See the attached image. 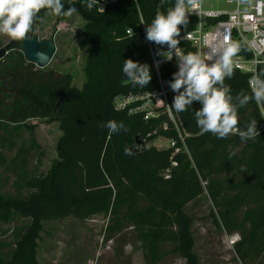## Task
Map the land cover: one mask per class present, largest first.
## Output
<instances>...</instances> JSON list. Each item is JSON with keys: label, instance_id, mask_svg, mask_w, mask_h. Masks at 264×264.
<instances>
[{"label": "trees", "instance_id": "1", "mask_svg": "<svg viewBox=\"0 0 264 264\" xmlns=\"http://www.w3.org/2000/svg\"><path fill=\"white\" fill-rule=\"evenodd\" d=\"M62 3L65 9L75 7L84 22L81 45L89 49L81 89L72 86L70 75L27 63L19 42L0 61V167L7 161L2 151L13 152L9 163L16 188L15 195L0 191V228L15 217L27 220L14 229L11 250L0 257V264H39L36 249L42 223L69 217L85 221L98 215L107 219L105 242L124 230L133 231L143 264H159L169 255L184 264H200L193 252L192 220L184 209L203 194L210 201L214 226L239 236L233 248L240 262L264 264V130L245 143L238 133L218 140L200 132L192 110L172 111L173 120L159 111L145 121L143 113L130 115L113 106L117 96L157 87L154 62L160 58L155 56L156 46L144 39L141 22L150 23L158 8L167 11L174 0H114L102 12L84 0ZM39 16L47 17L44 10ZM189 18L186 31L195 25ZM40 19L29 37L36 35ZM180 46L184 52L193 51L186 41ZM238 54L250 58L243 46ZM126 59L149 65L152 79L145 88L121 86ZM158 70L170 79L174 62L159 64ZM250 76L234 68L232 79L225 81L233 96L250 94ZM30 119L58 122L63 133L56 147L58 160L46 176L36 175L43 153L34 127L26 123ZM252 119L258 130L262 120L254 102L239 109L238 124L243 127ZM108 121L123 123L128 131L110 134L101 127ZM23 131L28 139L18 145ZM136 138L145 146L136 148ZM157 138L173 141L174 147L146 146ZM126 147L132 155L124 154ZM31 153L36 165L29 173Z\"/></svg>", "mask_w": 264, "mask_h": 264}, {"label": "clouds", "instance_id": "2", "mask_svg": "<svg viewBox=\"0 0 264 264\" xmlns=\"http://www.w3.org/2000/svg\"><path fill=\"white\" fill-rule=\"evenodd\" d=\"M84 2L89 8L102 12L98 7L99 0ZM195 7H198L197 0H174L167 11L158 8L150 23L141 22L145 25L144 39L156 46L155 56L163 62H174L175 70L166 82L173 93L168 107L175 113L192 110L202 134L209 133L224 140L229 134L238 133L241 143L254 140L259 136L257 120L252 119L241 127L238 111L250 102L264 106V59L252 61L256 67L249 77L250 94L240 92L233 96L231 86L225 81L233 77L234 58L241 51V43L233 40L227 30L205 33L203 44L206 51H182V42L193 37V33L186 29L190 23L189 9ZM41 10L45 16L71 17L77 13L75 7L65 9L62 0H0V35L12 41H24L33 31L35 21L40 19ZM213 14L206 13L208 16ZM237 15L245 22H255L257 17L264 15V0H237L234 17ZM259 45H264V40L259 41ZM256 48L253 38L245 50ZM160 60L156 61L157 65ZM121 73L125 84L139 88H145L152 79L149 65L133 59L123 60ZM194 104L199 107L194 109ZM101 127H106L110 134L128 131L123 123L115 121H108ZM124 154L132 155L133 152L126 147ZM232 155L234 153L230 152L229 159Z\"/></svg>", "mask_w": 264, "mask_h": 264}, {"label": "rangeland", "instance_id": "3", "mask_svg": "<svg viewBox=\"0 0 264 264\" xmlns=\"http://www.w3.org/2000/svg\"><path fill=\"white\" fill-rule=\"evenodd\" d=\"M211 4L214 9L228 8L223 2ZM83 26V20L73 14L71 17L61 16L59 19L57 16L48 15L40 19L39 25L35 27L36 35L43 38H48L54 28L58 29L55 35L56 52L50 63L41 70L70 75L72 86L78 89H81L86 81L83 69L89 49L81 45ZM9 41L10 38L0 35V45ZM34 67L38 68L35 65ZM26 123L34 127V139L43 153L36 175L46 176L53 163L58 160L56 147L63 133L58 122L30 119ZM21 139L26 141L28 134L24 131L20 134L18 145ZM146 146L166 149L168 141L157 138ZM2 153L7 161L0 167V191L5 195H15V177L11 173L9 163L14 153L8 151ZM35 159V155L31 153L29 173L36 165ZM26 192L23 190L22 194ZM211 210L206 194L189 203L184 209L192 220L193 252L200 264H236L231 250L226 245L228 243L226 237L231 235H226L223 230L214 226L209 215ZM25 223L27 220L15 217L10 224L0 228V257L11 250L14 229ZM106 224L107 219L102 215L85 221L69 217L42 223V232L37 240V262L39 264H143L139 243L133 231L124 230L112 240L105 242L102 233ZM159 264H184V261L176 255H169Z\"/></svg>", "mask_w": 264, "mask_h": 264}, {"label": "built area", "instance_id": "4", "mask_svg": "<svg viewBox=\"0 0 264 264\" xmlns=\"http://www.w3.org/2000/svg\"><path fill=\"white\" fill-rule=\"evenodd\" d=\"M114 0H99L98 7L102 10ZM212 2H223L228 8H212ZM237 0H197L198 7L190 8V17L195 20L194 28L188 32L193 33L191 40L185 39L186 43L195 51H206L204 49L203 39L205 33H217L219 31L227 30L233 40L241 43L245 49L250 45L253 38H255L257 48L253 51H248L250 58H245L238 54L234 58V68L241 72L252 75L253 69L256 67L252 63L253 59H264V45H259V41L264 40V15L257 17L256 21H243V17L235 15ZM207 12L214 13L211 16L206 15ZM255 26L252 27V24ZM129 34V32H126ZM4 45H0V48ZM184 51V50H182ZM8 54V52H7ZM166 63L160 60L159 64ZM158 64V65H159ZM158 65L154 62L155 74L157 79V87L151 91L142 94L129 93L123 96H117L113 101V106L117 110H127L128 114L143 113L144 120L156 118L158 112H164L171 120H173V112L168 107L171 105V97L173 93L167 87L168 78L162 77L158 70ZM247 86L250 91L249 79ZM160 101L157 102L156 100ZM261 116V124L258 126V131L264 130V106L258 105ZM168 141V147H174L173 141ZM177 152V150H176ZM226 243L228 249L231 250L236 264H242L234 252V245L239 241V236H227Z\"/></svg>", "mask_w": 264, "mask_h": 264}, {"label": "water", "instance_id": "5", "mask_svg": "<svg viewBox=\"0 0 264 264\" xmlns=\"http://www.w3.org/2000/svg\"><path fill=\"white\" fill-rule=\"evenodd\" d=\"M56 29H53L48 40H39L37 35H33L25 39L24 41H12L10 40L4 47L0 48V61L7 55V52L11 50L14 45L19 42L21 47V53L24 57V60L27 63L33 64L39 69L46 67L55 54V45L53 40V34ZM39 46H44V50H40ZM39 54V55H38ZM130 84H125L124 80L121 81V86H129ZM135 147L139 148L144 147V142L135 139Z\"/></svg>", "mask_w": 264, "mask_h": 264}, {"label": "flooded vegetation", "instance_id": "6", "mask_svg": "<svg viewBox=\"0 0 264 264\" xmlns=\"http://www.w3.org/2000/svg\"><path fill=\"white\" fill-rule=\"evenodd\" d=\"M54 29H56V28H54ZM53 31V30H52ZM52 31H51V33H52ZM58 32V29H56V31H55V33L53 34V40H54V45H55V35H56V33ZM51 33H50V35H51ZM50 35H49V37H50ZM37 37H38V39L39 40H48L49 39V37L48 38H43V37H39L38 35H37ZM6 44H4V46H5ZM39 49L40 50H44L45 49V47L44 46H39ZM56 45H55V52H56Z\"/></svg>", "mask_w": 264, "mask_h": 264}]
</instances>
